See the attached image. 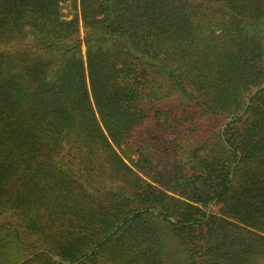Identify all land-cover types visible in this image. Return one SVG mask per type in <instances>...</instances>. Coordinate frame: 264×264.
Masks as SVG:
<instances>
[{
  "label": "trees",
  "instance_id": "trees-1",
  "mask_svg": "<svg viewBox=\"0 0 264 264\" xmlns=\"http://www.w3.org/2000/svg\"><path fill=\"white\" fill-rule=\"evenodd\" d=\"M262 83L264 0H0V241L38 236L24 264H264V89L178 164L119 153L152 104L194 139Z\"/></svg>",
  "mask_w": 264,
  "mask_h": 264
},
{
  "label": "rangeland",
  "instance_id": "rangeland-1",
  "mask_svg": "<svg viewBox=\"0 0 264 264\" xmlns=\"http://www.w3.org/2000/svg\"><path fill=\"white\" fill-rule=\"evenodd\" d=\"M61 12L67 19H70L77 13L71 3H64L61 6ZM79 36L80 38L83 37L82 29L79 30ZM32 41V36L28 35V38L24 42H22V46L17 44L14 45V47L16 49L34 50L35 48H31ZM6 49L11 50L9 48ZM81 54L84 57V46L81 47ZM255 88H253L248 93L244 101V106L237 113L231 114L228 117L205 116L203 117V120L200 119L197 124L199 127H202L201 133L197 138L194 137V139L187 136L191 134L188 130V123H185L183 129L181 128L180 131L176 133L169 130L167 124L164 123L163 118L165 116L161 115V120H158V116H154V111L158 109L156 108L158 107L157 105H166V103L169 102L175 104L176 102L175 100H172L173 98H171L170 100L163 99L164 101L162 102L152 104L151 107L153 109L151 110V112H147L148 118L145 119L144 122L133 131L127 144L121 147L119 153H121L123 157H129V159H131V161L135 163L146 154L151 156L153 164L167 162L170 164H178L183 152L191 150L193 147H195L198 141L200 143L205 142L206 145L209 144L214 132L219 130L222 133L223 129L228 123H230L234 118L242 116L245 113L243 109L245 107L248 96ZM244 119L247 120V117ZM208 209H211L214 214H217L220 211L221 206H217L214 208L213 205L210 204ZM209 210L207 212H209ZM4 221L5 220H3V218H0V223ZM164 238L165 240L163 241V243H165V251L166 254H170V259L176 260L183 258L186 254L184 247L180 243L172 240L170 234H165ZM21 239L22 241H16V243L13 241H9V239L6 238L0 241V245H5L3 250L1 251L4 254L1 264H24L26 261L32 259L37 253L46 251V246L39 240L38 236L36 238L34 235L32 236V234L24 232ZM51 257L52 261L54 262L60 261L59 257L57 256L51 255ZM29 264L38 263L33 262Z\"/></svg>",
  "mask_w": 264,
  "mask_h": 264
},
{
  "label": "water",
  "instance_id": "water-1",
  "mask_svg": "<svg viewBox=\"0 0 264 264\" xmlns=\"http://www.w3.org/2000/svg\"><path fill=\"white\" fill-rule=\"evenodd\" d=\"M262 89H264V84H262V85H260L259 87L255 88V89L250 93V95L248 96V99H247V101H246V103H245V107H244L243 111L246 110V108H247V106H248V104H249V99H250L251 97H253L258 91H260V90H262ZM56 261H57V260H56Z\"/></svg>",
  "mask_w": 264,
  "mask_h": 264
}]
</instances>
